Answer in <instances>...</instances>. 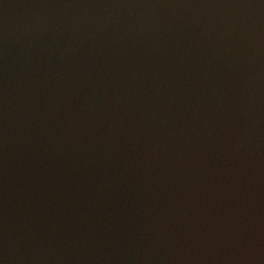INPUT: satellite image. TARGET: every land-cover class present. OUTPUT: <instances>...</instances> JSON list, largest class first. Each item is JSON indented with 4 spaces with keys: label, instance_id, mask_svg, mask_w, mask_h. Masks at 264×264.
Here are the masks:
<instances>
[{
    "label": "water",
    "instance_id": "water-1",
    "mask_svg": "<svg viewBox=\"0 0 264 264\" xmlns=\"http://www.w3.org/2000/svg\"><path fill=\"white\" fill-rule=\"evenodd\" d=\"M0 264H264V0H0Z\"/></svg>",
    "mask_w": 264,
    "mask_h": 264
}]
</instances>
